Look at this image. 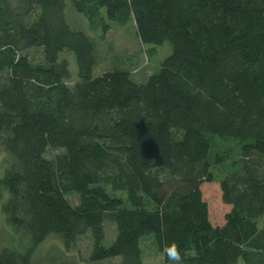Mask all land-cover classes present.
Returning <instances> with one entry per match:
<instances>
[{
  "label": "trees",
  "instance_id": "trees-1",
  "mask_svg": "<svg viewBox=\"0 0 264 264\" xmlns=\"http://www.w3.org/2000/svg\"><path fill=\"white\" fill-rule=\"evenodd\" d=\"M70 2L91 35L67 0H0V264L84 238L78 264H147L149 244L169 264L172 242L185 264H264V0Z\"/></svg>",
  "mask_w": 264,
  "mask_h": 264
},
{
  "label": "rangeland",
  "instance_id": "rangeland-1",
  "mask_svg": "<svg viewBox=\"0 0 264 264\" xmlns=\"http://www.w3.org/2000/svg\"><path fill=\"white\" fill-rule=\"evenodd\" d=\"M66 15H67L68 23L71 27L75 29L76 28L80 29L87 34H90L88 33L87 25L84 22V19L79 13L75 11L70 0H67ZM109 40L110 41L113 40L116 43L119 54L127 53L131 55L138 49L137 40L135 39L133 30L118 29L112 31L108 36V41ZM170 53H171V46L167 42L159 49L158 59L164 60L168 55H170ZM71 69L72 71H74L75 69L74 57L71 61ZM2 155L0 154L1 158ZM201 189L203 193V198L209 206L210 221L212 225L215 227L222 226L225 221V216L230 211L231 207L223 203L222 193L219 185L207 183L204 184ZM9 235L11 236V234H9V232H7V229H5L4 227L3 219H2V211L0 210V247L8 243ZM90 250H91V243L87 238H84L81 241H79L74 249H67L58 240L51 239L39 252L37 259L40 261V264H46L49 255L51 254L55 255V253L57 252L61 256L64 255V257L66 258L72 259V260H67L68 263L73 264L74 262L72 261H75L74 264H78L76 260L81 262V258H82L83 261V258H85L89 254ZM78 254H80V256ZM161 261H162V256L155 248H153L152 244H149L148 248L145 249V263L155 264V263H160Z\"/></svg>",
  "mask_w": 264,
  "mask_h": 264
},
{
  "label": "clouds",
  "instance_id": "clouds-1",
  "mask_svg": "<svg viewBox=\"0 0 264 264\" xmlns=\"http://www.w3.org/2000/svg\"><path fill=\"white\" fill-rule=\"evenodd\" d=\"M162 251L167 257L169 264H185V257L182 256L181 250L176 242L166 243Z\"/></svg>",
  "mask_w": 264,
  "mask_h": 264
}]
</instances>
